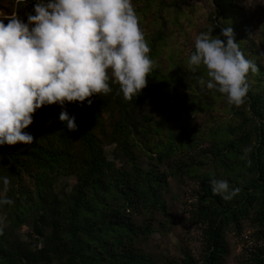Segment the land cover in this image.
<instances>
[{
	"label": "trees",
	"instance_id": "obj_1",
	"mask_svg": "<svg viewBox=\"0 0 264 264\" xmlns=\"http://www.w3.org/2000/svg\"><path fill=\"white\" fill-rule=\"evenodd\" d=\"M131 2L155 61L140 94L126 101L110 81L112 92L93 95L90 105H64L76 131L60 121V105H46L24 129L33 143L0 146V178L10 181L5 193L0 180V200L12 201L0 203V264H226L229 233H242L246 221L261 241L248 264H264V3ZM34 3L0 0V11L23 17ZM229 26L259 68L247 74L240 106L199 83L208 79L203 65L188 66L198 34L226 42L221 30ZM201 114L205 123L196 125ZM246 147L250 166L241 158ZM185 176L200 184L191 221L204 234L203 259L186 249L166 258L149 243L174 229L173 180ZM70 177L68 190L62 182ZM212 179L240 192L225 200L213 194Z\"/></svg>",
	"mask_w": 264,
	"mask_h": 264
},
{
	"label": "clouds",
	"instance_id": "obj_2",
	"mask_svg": "<svg viewBox=\"0 0 264 264\" xmlns=\"http://www.w3.org/2000/svg\"><path fill=\"white\" fill-rule=\"evenodd\" d=\"M221 35L226 42L212 31L198 34L188 66L196 71L203 65L208 79L201 77L199 83L240 106L250 89L247 74L259 68L245 58L231 26L222 28ZM149 53L131 0H35L32 12L23 17L0 11V146L33 143L34 136L24 129L46 105H60V121L76 131L75 115L64 105H90L93 95L112 92L110 81L126 101L137 97L155 66ZM251 150L246 147L241 157L249 166ZM0 180L6 193L10 181ZM210 184L213 194L225 200L240 192L230 189L227 180Z\"/></svg>",
	"mask_w": 264,
	"mask_h": 264
},
{
	"label": "rangeland",
	"instance_id": "obj_3",
	"mask_svg": "<svg viewBox=\"0 0 264 264\" xmlns=\"http://www.w3.org/2000/svg\"><path fill=\"white\" fill-rule=\"evenodd\" d=\"M189 1L195 2L196 0ZM246 1L249 3H264V0ZM197 20L199 21V18ZM196 115H193L192 119H196L198 116ZM220 115L225 117L226 114L221 111ZM204 123L205 116L201 114L197 117L196 125H203ZM74 181V178L70 177L64 179L62 183L67 185L68 190H71ZM173 187L180 193L178 199L171 202L175 213V227L167 237H163L160 233L154 234L149 243L150 245H156L153 248L161 249L166 258H181L184 255V249H186L198 259H203V251L205 250L204 234L201 227L191 221V211L193 203L198 198L200 184L197 180L185 176L184 181L180 183L173 180ZM23 234L27 233L24 231ZM229 242L231 252L226 264H248L252 251L261 244L257 236V227L248 221L245 222L242 233L238 234L235 231L229 233Z\"/></svg>",
	"mask_w": 264,
	"mask_h": 264
}]
</instances>
